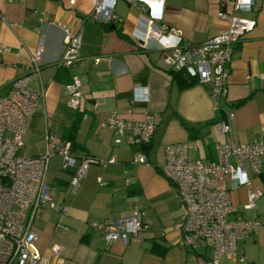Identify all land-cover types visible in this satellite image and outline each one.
I'll return each mask as SVG.
<instances>
[{"label": "crops", "instance_id": "0c3cea01", "mask_svg": "<svg viewBox=\"0 0 264 264\" xmlns=\"http://www.w3.org/2000/svg\"><path fill=\"white\" fill-rule=\"evenodd\" d=\"M92 6L90 0H77L73 6L68 0H0V43L8 48L0 53V96L7 97L11 82L24 75L30 76L29 89L43 90L23 135L32 131L42 138L41 152L31 156L44 152L46 134L51 133L70 139L77 156L114 160L105 166L90 164L79 189L71 193L74 168L63 167L58 154L50 157L45 176L50 201L66 206L68 214L61 215L49 205L36 211L31 225L37 235L36 248L48 264H264V171L249 173V184L237 189L230 190L224 181L237 206L236 216L256 219L259 224L237 241L235 256L216 258L208 245L192 249L179 244L183 210L173 183L162 172L167 144L185 142L190 157L216 161V144L264 141V0H255L250 12L240 13L256 23L232 46L225 95L218 109L208 84L183 72L159 68L161 55H170V50L160 51L155 42L149 48L137 45L132 34L144 28V6L116 0L117 20L108 27L89 16ZM220 10L231 12L232 3L164 0L157 25L179 30L183 44L197 45L227 27L217 16ZM59 25L80 33L77 66L56 64L63 47ZM38 50L39 69L33 72L31 57ZM72 74L80 82L81 100L76 109L67 106L64 90ZM138 85L148 87L147 102L132 101V89ZM229 111L234 112L230 133L219 135L220 123ZM146 113L154 117L156 129L145 146L134 145L128 129L120 136L112 127L101 125L113 115L135 122ZM139 150L146 156L145 163L134 161ZM258 190L262 194L254 208H245L248 195ZM133 213L144 227L127 243H105L101 233L88 225L91 220ZM152 242L159 247L151 250ZM53 246L59 248L58 254L52 253Z\"/></svg>", "mask_w": 264, "mask_h": 264}, {"label": "built area", "instance_id": "2783aa9c", "mask_svg": "<svg viewBox=\"0 0 264 264\" xmlns=\"http://www.w3.org/2000/svg\"><path fill=\"white\" fill-rule=\"evenodd\" d=\"M77 0H68L71 6ZM92 9L89 16L94 20L109 23L117 20L114 11L116 0H90ZM131 5H142L143 30L132 34L138 46L149 48L155 42L163 53L159 68L164 72H183L200 84L210 86V97L215 108H220L219 100L225 95V82L232 46L242 36L251 31L255 20L240 15L250 12L255 0H220L221 6L232 3V11L220 10L217 16L227 22V27L201 44H183L180 32L168 29L164 24L157 25L162 19L164 0H126ZM63 32V47L56 64L70 68L77 66L81 36L77 31L59 25ZM0 43V53L7 51ZM40 50L31 57L30 69L37 72ZM29 75L21 76L10 84L7 97L0 96V264H48L46 257L36 248V233L31 225L36 211L46 205L61 215L68 214L66 206H58L50 201L49 187L45 182L48 161L54 154L62 157V166L74 168L69 187L75 193L80 179L85 176L92 163L105 166L113 158L100 159L90 155L77 156L71 144L54 134H46V149L37 156L20 153L23 135L36 111L43 90L39 92L28 88ZM80 82L72 74L64 90L68 95L67 106L78 108L81 100ZM149 89L138 85L132 89L133 102H147ZM234 112L229 111L220 123L219 135H229ZM110 126L116 134L123 135L128 129L136 146H145L153 138L156 124L154 117L146 113L141 121H123L116 116L101 123ZM117 138L115 142H119ZM216 161H207L189 156L188 144L171 143L164 147L163 174L173 183L180 206L183 210L179 226V244L188 248L210 246L215 258L221 254L236 255V243L256 230V219H243L236 216L237 206L232 202L229 189H237L249 184V173L258 175L264 171V141L246 144L227 140L215 145ZM136 163H145L146 156L139 150L134 154ZM262 190L251 192L244 205L254 208L255 200ZM90 228L101 233L105 243L120 240L127 243L131 236H139L144 225L137 213L112 220H91ZM52 253L58 254L59 248L53 246ZM243 260V257H241Z\"/></svg>", "mask_w": 264, "mask_h": 264}, {"label": "rangeland", "instance_id": "374dc122", "mask_svg": "<svg viewBox=\"0 0 264 264\" xmlns=\"http://www.w3.org/2000/svg\"><path fill=\"white\" fill-rule=\"evenodd\" d=\"M41 149L42 138H39L37 134L29 131L23 138V146L21 147L20 153L22 155L31 156L35 155L36 153H40Z\"/></svg>", "mask_w": 264, "mask_h": 264}, {"label": "trees", "instance_id": "16d2710c", "mask_svg": "<svg viewBox=\"0 0 264 264\" xmlns=\"http://www.w3.org/2000/svg\"><path fill=\"white\" fill-rule=\"evenodd\" d=\"M10 86V85H9ZM61 139V138H60ZM61 140H63V139H61ZM63 141H68V142H70V144H71V149H73V143H72V141H70V139L69 140H63ZM73 152V151H72ZM74 153V152H73ZM159 247V243L158 242H152L151 243V246H150V249L151 250H155V249H157ZM160 250H162L163 251V249L161 248ZM161 251V252H162Z\"/></svg>", "mask_w": 264, "mask_h": 264}, {"label": "water", "instance_id": "95a60500", "mask_svg": "<svg viewBox=\"0 0 264 264\" xmlns=\"http://www.w3.org/2000/svg\"><path fill=\"white\" fill-rule=\"evenodd\" d=\"M105 26L108 27L109 26L108 23H106ZM112 26L114 27V24Z\"/></svg>", "mask_w": 264, "mask_h": 264}]
</instances>
